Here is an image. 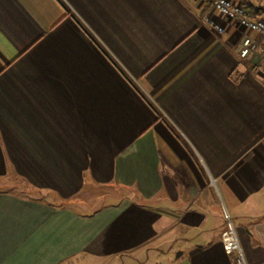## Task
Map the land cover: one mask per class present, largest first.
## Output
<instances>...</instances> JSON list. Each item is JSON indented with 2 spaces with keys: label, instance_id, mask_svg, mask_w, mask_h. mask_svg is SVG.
<instances>
[{
  "label": "crops",
  "instance_id": "crops-1",
  "mask_svg": "<svg viewBox=\"0 0 264 264\" xmlns=\"http://www.w3.org/2000/svg\"><path fill=\"white\" fill-rule=\"evenodd\" d=\"M263 48L198 0H0V264H235L225 209L264 264Z\"/></svg>",
  "mask_w": 264,
  "mask_h": 264
},
{
  "label": "built area",
  "instance_id": "built-area-1",
  "mask_svg": "<svg viewBox=\"0 0 264 264\" xmlns=\"http://www.w3.org/2000/svg\"><path fill=\"white\" fill-rule=\"evenodd\" d=\"M208 5L212 10L218 11L220 14L230 19L236 20L242 28L253 31L264 39V17H255L249 13L240 2L236 0H198ZM213 28L219 33L225 31V27L210 21ZM254 52L253 39L250 35H246L241 43L239 56L241 59L247 58ZM262 61L260 67L264 73V48L262 53ZM226 217V226L221 233V242L226 253L235 255V264H248L244 250L240 244L237 229L228 210L224 211Z\"/></svg>",
  "mask_w": 264,
  "mask_h": 264
},
{
  "label": "rangeland",
  "instance_id": "rangeland-1",
  "mask_svg": "<svg viewBox=\"0 0 264 264\" xmlns=\"http://www.w3.org/2000/svg\"><path fill=\"white\" fill-rule=\"evenodd\" d=\"M16 180V181H15ZM3 179V180H0V186L1 187H6V188H12V189H15L17 186H18V179ZM14 181V182H13ZM13 182V183H11ZM21 182V181H20ZM15 184V185H13ZM118 190V189H117ZM103 191L101 190L100 193H102ZM101 198V197H100Z\"/></svg>",
  "mask_w": 264,
  "mask_h": 264
},
{
  "label": "trees",
  "instance_id": "trees-1",
  "mask_svg": "<svg viewBox=\"0 0 264 264\" xmlns=\"http://www.w3.org/2000/svg\"><path fill=\"white\" fill-rule=\"evenodd\" d=\"M253 6H250V7H246L248 10H249V13L255 17H261L260 14L263 12L262 8H252Z\"/></svg>",
  "mask_w": 264,
  "mask_h": 264
}]
</instances>
